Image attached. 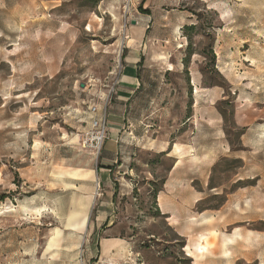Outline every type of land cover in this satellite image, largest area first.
<instances>
[{"label": "rangeland", "instance_id": "374dc122", "mask_svg": "<svg viewBox=\"0 0 264 264\" xmlns=\"http://www.w3.org/2000/svg\"><path fill=\"white\" fill-rule=\"evenodd\" d=\"M149 20L151 87L97 226L82 136ZM174 145L191 206L169 219L156 197ZM113 242L126 259L101 255ZM0 264H264V0H0Z\"/></svg>", "mask_w": 264, "mask_h": 264}, {"label": "crops", "instance_id": "0c3cea01", "mask_svg": "<svg viewBox=\"0 0 264 264\" xmlns=\"http://www.w3.org/2000/svg\"><path fill=\"white\" fill-rule=\"evenodd\" d=\"M149 23L150 20L143 22V24L137 23L134 25V28L142 29L143 33L141 37H135L132 44H130L135 46L137 50L130 52L132 55L123 69L116 89L114 103L111 108L109 107V112L107 113L105 108V111L98 110L94 116H91L102 118L105 114L108 121L106 140L98 157L95 156L96 164L92 171L94 182H98L105 189L104 201L99 206L97 213L98 217H103V219L101 223L96 222L97 226L98 224L101 226L113 214L115 192L111 190L115 180V170L120 168L118 162L121 157H126V152L131 149V146H128L129 116L136 110V108L134 109L136 105L146 104L144 101L146 98L145 92L151 87L150 84H144V78L147 77L149 67L148 56L144 60L145 50L149 45L145 42L150 30ZM129 33L130 29L128 30ZM138 109V112H141L140 106ZM170 154H172L171 158L173 159L172 167L166 179L164 190L158 193L156 202L160 211H164V215L169 216V219H173L184 216L185 211L190 209L191 192L185 175L186 164H188L187 158L189 157L187 146L174 145L170 150Z\"/></svg>", "mask_w": 264, "mask_h": 264}, {"label": "bare ground", "instance_id": "6f19581e", "mask_svg": "<svg viewBox=\"0 0 264 264\" xmlns=\"http://www.w3.org/2000/svg\"><path fill=\"white\" fill-rule=\"evenodd\" d=\"M163 60L165 59L163 58ZM41 211H42V208L38 209L37 213H40ZM84 215H85L84 206L81 205L80 202L79 203L74 202L71 211L69 212V214L67 215L65 219L64 226L72 230L81 229V227L83 226V222H84ZM113 252L115 253L114 254L115 257H119L122 259H126L128 257V249L126 247L120 246L118 243H115V242L103 245L101 255L104 258H107Z\"/></svg>", "mask_w": 264, "mask_h": 264}, {"label": "built area", "instance_id": "2783aa9c", "mask_svg": "<svg viewBox=\"0 0 264 264\" xmlns=\"http://www.w3.org/2000/svg\"><path fill=\"white\" fill-rule=\"evenodd\" d=\"M97 107L93 106L90 108V113L94 116L97 113ZM105 111V107H104ZM107 127H106V116L102 118L92 117L89 124V129L82 136V145L85 149L92 151L96 157L106 140ZM99 187V184H97Z\"/></svg>", "mask_w": 264, "mask_h": 264}, {"label": "trees", "instance_id": "16d2710c", "mask_svg": "<svg viewBox=\"0 0 264 264\" xmlns=\"http://www.w3.org/2000/svg\"><path fill=\"white\" fill-rule=\"evenodd\" d=\"M141 13L149 15V11L148 10H141ZM107 125H108V121L106 120V127H107ZM114 197H115V195H114Z\"/></svg>", "mask_w": 264, "mask_h": 264}, {"label": "water", "instance_id": "95a60500", "mask_svg": "<svg viewBox=\"0 0 264 264\" xmlns=\"http://www.w3.org/2000/svg\"><path fill=\"white\" fill-rule=\"evenodd\" d=\"M82 87V86H81Z\"/></svg>", "mask_w": 264, "mask_h": 264}]
</instances>
